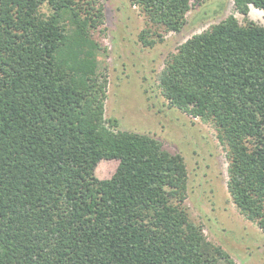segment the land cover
Here are the masks:
<instances>
[{
  "label": "trees",
  "instance_id": "obj_1",
  "mask_svg": "<svg viewBox=\"0 0 264 264\" xmlns=\"http://www.w3.org/2000/svg\"><path fill=\"white\" fill-rule=\"evenodd\" d=\"M180 31L190 0H131ZM248 15L264 0H233ZM97 0H0V264H235L190 219L188 169L106 118ZM141 34L145 44L153 45ZM170 106L213 120L233 201L264 230V25L229 15L156 74ZM117 160L99 178L103 160Z\"/></svg>",
  "mask_w": 264,
  "mask_h": 264
},
{
  "label": "rangeland",
  "instance_id": "obj_2",
  "mask_svg": "<svg viewBox=\"0 0 264 264\" xmlns=\"http://www.w3.org/2000/svg\"><path fill=\"white\" fill-rule=\"evenodd\" d=\"M95 5L103 11V22L93 36L101 45L99 70L108 77L106 118H117L122 129L150 134L167 151L180 153L188 169L185 207L190 219L202 225L206 240L224 248L235 264H264V230L233 201L228 189L229 148L220 140L218 127L211 119L170 106L156 80L169 55L193 35L231 14L241 24L252 20L264 25V10L250 6L245 16L233 0H190L181 30L168 31L131 0H97ZM143 31L153 45L143 42ZM117 165V160L103 159L96 175L110 177Z\"/></svg>",
  "mask_w": 264,
  "mask_h": 264
}]
</instances>
